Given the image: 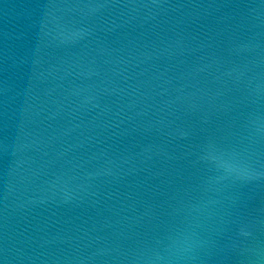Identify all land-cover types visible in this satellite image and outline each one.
Returning <instances> with one entry per match:
<instances>
[{"label":"water","instance_id":"1","mask_svg":"<svg viewBox=\"0 0 264 264\" xmlns=\"http://www.w3.org/2000/svg\"><path fill=\"white\" fill-rule=\"evenodd\" d=\"M0 264H264V0H0Z\"/></svg>","mask_w":264,"mask_h":264}]
</instances>
